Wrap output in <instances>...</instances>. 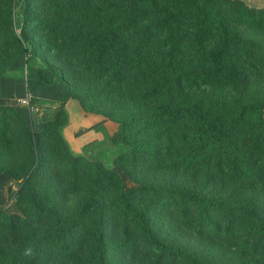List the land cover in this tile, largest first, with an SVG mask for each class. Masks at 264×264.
<instances>
[{
	"label": "trees",
	"instance_id": "obj_1",
	"mask_svg": "<svg viewBox=\"0 0 264 264\" xmlns=\"http://www.w3.org/2000/svg\"><path fill=\"white\" fill-rule=\"evenodd\" d=\"M16 1L21 30L8 35L18 53L0 75L25 57L41 81L56 79L83 110L120 127L109 137L117 149L106 164L100 158L107 149L90 160L70 150L59 130L68 123L65 102L31 97L30 105L46 113L34 119L33 108L29 123L0 105V154L25 151L24 160L0 164V173L18 180L20 212L0 208V264H264V99L245 104L197 95L240 84L238 43L247 30L264 36V8L242 0ZM36 31L41 40L33 39ZM27 43L56 47L68 71L81 77V91L67 88L56 69L45 70ZM182 116L188 126H174ZM91 129L108 136L102 122ZM113 164L126 165L120 167L135 184L125 187ZM212 165L228 186L217 200L207 189ZM179 170L203 185L145 178ZM45 176L54 184L42 191ZM167 217L207 231L232 255L217 260L162 239Z\"/></svg>",
	"mask_w": 264,
	"mask_h": 264
},
{
	"label": "rangeland",
	"instance_id": "obj_2",
	"mask_svg": "<svg viewBox=\"0 0 264 264\" xmlns=\"http://www.w3.org/2000/svg\"><path fill=\"white\" fill-rule=\"evenodd\" d=\"M10 8H12L13 11L11 21H9L8 14ZM0 10V19L2 20V23H0V66H2L5 61L12 60L18 53V48L11 41L8 34L10 31H13L15 34L20 33L22 15L20 2H17L16 0L14 4L9 0H0ZM35 23H32L31 25ZM244 35L245 37L238 43V54L241 64L239 69V77L241 79L240 84L217 88L207 87L205 89H201V91L197 90V95L199 97L209 98L210 100L214 99L216 101L221 99V97H224L234 99L238 103L240 102L245 104L251 103L256 99H264V36L257 30H247ZM33 39L41 40V32L36 31L33 35ZM27 46L31 53L36 51L37 57L41 60L45 70H50L52 68L56 69L60 74L62 73L63 77L66 79L65 83L67 88H70L73 92L81 91V77H78L76 73L68 71L56 47H54V49H49L45 46L36 44L33 45L35 47H32L29 43H27ZM186 51L188 55L195 54L194 49L190 46L186 47ZM18 63L22 65V69L26 71V75L30 77V82L34 83V81L39 80V85L32 84L30 87H33L34 89L38 88L39 90L44 91V94L53 96V98L55 97L54 100L65 102V109L68 114V123L59 130L68 142L72 153L74 155H83L90 160L95 157L99 148L101 150L107 149V156H102L100 159L106 164L108 162L110 163L113 159V152L117 149V144L109 141V137L119 130V123L116 120H112L101 114L88 111L86 112L83 110L75 98L66 97L64 94V88L60 86L56 79H54V81L50 84H46L41 81L38 77L36 68L26 67L25 57L18 58V60L10 64L9 67ZM35 86H37V88H35ZM18 99L21 98L15 99L14 103L25 108L27 114L24 113L26 116L24 118L29 123L28 110L25 106L17 103ZM33 108V112L35 114L34 119H43V114H45L46 111L42 109L41 104L37 103ZM81 109L87 114H83ZM125 110L130 111L131 108H125L123 106L121 111L124 112ZM47 114H53V111H48L47 109ZM188 119H186L185 116L179 117V119L174 123V126L183 125V127H186L188 126V122H191ZM98 122H102V126L108 136H105L103 132H97L91 129L93 124ZM101 140L105 142L103 146L96 147L97 149L94 150H92V148H88L85 151L84 147L87 144L93 145ZM24 157L25 151L19 147L17 150H10V152L0 154V164H15L19 162L20 159L24 160ZM120 166L126 165L113 164L112 169H116L119 172L125 187L133 186L135 183L130 180L126 171ZM138 172L139 178H142L144 173L140 170ZM194 177L195 175L191 171L179 170L178 172L174 171L173 173L166 174L159 172L157 174H151L145 178L157 184L176 182L189 186V188H196L195 186L203 185L202 182L196 180ZM206 178H209V181L207 182V189L214 196L215 200L228 193L227 183L225 186L223 185V179H220L221 173L217 168H215V166L212 165V172H210ZM53 184L54 182H52L48 176H45L44 181L42 182L41 190L44 191ZM17 189L18 180L1 172L0 208L7 213L15 212L20 214L16 205V198L18 195ZM75 201V198L70 197V203L74 204ZM161 238L164 240H176L189 248L202 250L203 252H207L209 255L212 254L217 260L223 258L225 259L227 256L232 255V252L225 248H221L218 242L214 241L212 234L210 235L207 231L198 232L196 229H189L181 223V220L178 217H167L164 223L161 224ZM123 261L124 264H129L127 263L128 260L123 259Z\"/></svg>",
	"mask_w": 264,
	"mask_h": 264
},
{
	"label": "crops",
	"instance_id": "obj_3",
	"mask_svg": "<svg viewBox=\"0 0 264 264\" xmlns=\"http://www.w3.org/2000/svg\"><path fill=\"white\" fill-rule=\"evenodd\" d=\"M246 5L257 8H264V0H242ZM30 77L26 75V71L22 69L21 64H13L8 68L5 74L0 75V105L13 106L23 117H26L25 108L14 103L17 98H24L25 96L36 97L42 99H54L53 96L44 94V91L39 90L37 86L30 87V85H39L37 81L34 83L29 81ZM39 87V86H38ZM48 88V87H47ZM82 111V109H81ZM83 112V111H82ZM25 113V114H24ZM83 114H87L86 112ZM90 115V114H88ZM87 115V117H88Z\"/></svg>",
	"mask_w": 264,
	"mask_h": 264
},
{
	"label": "built area",
	"instance_id": "obj_4",
	"mask_svg": "<svg viewBox=\"0 0 264 264\" xmlns=\"http://www.w3.org/2000/svg\"><path fill=\"white\" fill-rule=\"evenodd\" d=\"M17 103L25 106L28 111H31L33 109V107L30 105V97L29 96H26L24 98L18 99Z\"/></svg>",
	"mask_w": 264,
	"mask_h": 264
}]
</instances>
